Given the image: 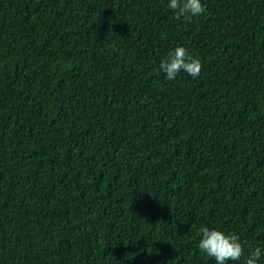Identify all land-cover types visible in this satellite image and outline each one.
Listing matches in <instances>:
<instances>
[{"label":"trees","instance_id":"1","mask_svg":"<svg viewBox=\"0 0 264 264\" xmlns=\"http://www.w3.org/2000/svg\"><path fill=\"white\" fill-rule=\"evenodd\" d=\"M168 3L0 0V264H216L202 226L264 248V0ZM178 45L198 77L157 71Z\"/></svg>","mask_w":264,"mask_h":264},{"label":"clouds","instance_id":"2","mask_svg":"<svg viewBox=\"0 0 264 264\" xmlns=\"http://www.w3.org/2000/svg\"><path fill=\"white\" fill-rule=\"evenodd\" d=\"M168 8L173 12L174 18L191 21L194 17L206 11L203 0H169ZM202 63L198 57L189 53L186 47L178 45L168 57L161 60L158 72L165 73L167 80H175L183 71L193 78L199 76ZM201 239L198 244L199 251L211 258L216 264H227L228 261H238L244 256L245 264H259L264 256V248L257 246L245 256V247L241 237L236 232H225L218 228L202 226L199 229Z\"/></svg>","mask_w":264,"mask_h":264},{"label":"bare ground","instance_id":"3","mask_svg":"<svg viewBox=\"0 0 264 264\" xmlns=\"http://www.w3.org/2000/svg\"><path fill=\"white\" fill-rule=\"evenodd\" d=\"M249 12V11H248ZM169 209V208H168ZM157 215V214H156ZM187 225V224H186Z\"/></svg>","mask_w":264,"mask_h":264}]
</instances>
